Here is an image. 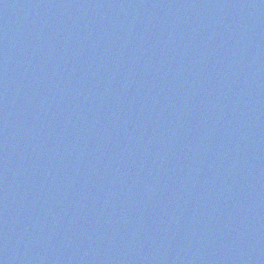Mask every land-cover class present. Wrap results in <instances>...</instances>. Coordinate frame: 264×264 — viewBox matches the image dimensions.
Segmentation results:
<instances>
[{"label":"water","instance_id":"1","mask_svg":"<svg viewBox=\"0 0 264 264\" xmlns=\"http://www.w3.org/2000/svg\"><path fill=\"white\" fill-rule=\"evenodd\" d=\"M0 264H264V0H0Z\"/></svg>","mask_w":264,"mask_h":264}]
</instances>
